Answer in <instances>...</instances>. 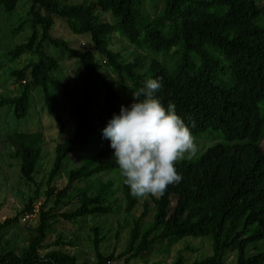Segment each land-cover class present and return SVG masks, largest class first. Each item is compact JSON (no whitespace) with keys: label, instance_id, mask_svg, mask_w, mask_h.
Masks as SVG:
<instances>
[{"label":"trees","instance_id":"obj_1","mask_svg":"<svg viewBox=\"0 0 264 264\" xmlns=\"http://www.w3.org/2000/svg\"><path fill=\"white\" fill-rule=\"evenodd\" d=\"M30 0L26 17L10 28L15 36L25 27L30 34L24 42L4 50L0 68L22 55L30 59L21 67L8 68V76L18 85V93L0 96V109L8 106L12 117L24 119L31 107V92L41 90L44 110L61 124L60 104L70 92L59 86L55 74L60 63L44 50L50 43L77 58L84 73L81 97L75 103L71 137L55 148L53 164L48 172L47 198L54 194L49 185L61 171L65 160L77 150H86L79 166L70 169L66 185L55 193L59 205L70 185L77 180L89 182L105 171L118 169L110 140L102 130L114 114H119L124 97L157 79L162 87L157 98L175 111L190 128L192 135L210 128L225 142L207 148L195 160L176 164L182 180L170 185L157 199L143 201V210L134 217L129 237L119 257L128 264L145 251H154L159 240L162 253L184 237L209 236L212 253L190 264H225L229 251H237L234 264H264V3L258 0H161L158 11L149 16L144 0ZM153 1V0H151ZM19 0H0V9L11 14ZM109 12L112 22L98 20L96 12ZM55 17L61 18L74 34H90L94 49L106 60L109 69L119 77L118 90L101 74V65L89 50H78L59 37L51 35ZM118 33L139 50L124 62L120 54L108 47L109 36ZM162 54L161 59L158 55ZM103 89L99 106L92 104L95 89ZM9 147V156L19 160L20 177L34 179L42 154L44 135L41 131H13L1 135ZM92 152V153H91ZM113 180L99 182L98 193L82 194L79 207L69 212L39 209V223L27 246L17 251L8 229L17 224L19 216L32 212L31 196L18 215L6 217L0 223V264H77L74 255L62 249H50L44 255L39 250L58 246L60 239L46 242L56 217L67 221L94 214L116 212L120 205L106 202L114 194ZM174 198V199H172ZM124 201V211L130 213L137 198L121 182L118 197ZM174 200V201H173ZM154 205L153 218L146 221ZM174 202L173 209L169 206ZM55 219V220H54ZM119 229V227H118ZM96 261L91 264H111L114 254L99 252V228L93 227ZM119 231H116V237ZM252 245L247 254L246 247ZM185 250L196 249L186 245ZM159 264H163L161 261ZM174 264H188L183 250L178 251Z\"/></svg>","mask_w":264,"mask_h":264},{"label":"rangeland","instance_id":"obj_2","mask_svg":"<svg viewBox=\"0 0 264 264\" xmlns=\"http://www.w3.org/2000/svg\"><path fill=\"white\" fill-rule=\"evenodd\" d=\"M82 0H71L70 2L78 3ZM93 1V0H92ZM264 3V0H258ZM30 4V0H19L15 10L11 14H6L3 9H0V61L3 58L4 50L12 48L15 44L24 42L30 34V28L27 26L15 36L10 33V28L17 25L26 17V11ZM161 0H144L143 8L149 16L153 14V8L158 11L162 8ZM98 20L112 22L113 18L109 12H96ZM51 35L66 40L71 47L84 51L89 50L93 53L95 60L101 65V74L105 76L116 90L120 88V77L113 73L106 64V60L98 52L95 51L90 34H74L67 27L61 18L55 17V24L52 28ZM108 47L116 51L122 57L124 62L139 52L128 40L118 33H112L109 36ZM44 50L60 63V71L55 74L60 79L59 86H63L70 92V96L61 102L60 111L62 114L61 124L48 115L43 107V99L41 90L35 88L31 92L30 101L31 107L28 115L24 119L16 120L12 117L11 109L8 106H3L0 109V223L6 217L18 215L21 209L24 208V202L29 196L32 197V212L19 216L17 224H14L8 229L5 237L9 238L12 246L16 251L23 246H27L28 240L34 235V230L39 223V209L50 212H69L81 204L82 194L95 195L98 193L99 182L105 183L108 179L113 180L114 194L107 196V202H114L120 205L116 212L108 214H94L85 217H78L77 220L67 221L61 217H56L53 222V230L49 233L46 242L60 239L61 243L58 246H50L39 250L40 255H44L50 249H62L77 259V264H91L96 261V249L93 246V227L99 228V252L103 255L114 254L111 264H123L124 257H119L125 248L129 237V227L134 217H137L143 210L144 199H137V203L130 213L124 211V201H114L118 197V189L122 182L119 177V169L105 171L91 178L89 182L84 180L74 181L68 190L67 197L62 200L59 205H56L55 193L63 188L68 179V172L79 166L82 162V157L89 154L86 150H77L72 153L64 162L61 171L52 179L49 185L55 187L54 194L47 198L46 190L48 189V172L51 168L55 152V146L64 140L71 137L74 126L73 111L75 103L81 97V88L83 86L84 73L82 65L77 58L69 56L61 48H57L50 43L44 44ZM162 54L158 57L161 59ZM30 59L29 55H22L13 63H4L0 68V96H12L18 93V85L14 79L8 76V68L21 67ZM103 89H95L91 96L92 104L99 106L102 101ZM122 105L128 107L133 103V96H127L122 100ZM261 113L264 114L262 107ZM13 131L18 132H35L41 131L44 135L42 144V154L39 159L34 179L27 181L20 177L19 160L9 156V147L3 134ZM195 142L198 145L199 151L195 160L207 148L218 143L225 142L220 133L212 131L210 128L193 135ZM264 148V139L261 142ZM92 153V152H91ZM174 199V198H172ZM174 201V200H173ZM150 212L146 216V221H151L153 218L154 205L150 202ZM174 202L169 206V211L173 209ZM54 219V220H55ZM119 227V229H118ZM119 231L116 237V231ZM165 240H159L158 245H161ZM153 247L154 251H145L141 253L142 258H133L128 264H174L175 258L179 250H183L185 261L190 264L195 259H200L212 253V240L209 236L192 237L187 236L176 242L169 249V252H160L159 246ZM194 247V252L185 250V246ZM252 251V245L246 247V253ZM237 257V251H229L225 256V264H234Z\"/></svg>","mask_w":264,"mask_h":264},{"label":"clouds","instance_id":"obj_3","mask_svg":"<svg viewBox=\"0 0 264 264\" xmlns=\"http://www.w3.org/2000/svg\"><path fill=\"white\" fill-rule=\"evenodd\" d=\"M161 87L157 79L146 80L132 91L133 103L121 105L102 130L114 150L119 177L137 199L161 198L170 185L182 180L176 164L193 160L199 151L175 105L166 108L157 98Z\"/></svg>","mask_w":264,"mask_h":264}]
</instances>
